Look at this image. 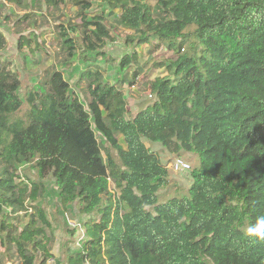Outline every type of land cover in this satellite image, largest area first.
Returning <instances> with one entry per match:
<instances>
[{"label":"trees","instance_id":"trees-1","mask_svg":"<svg viewBox=\"0 0 264 264\" xmlns=\"http://www.w3.org/2000/svg\"><path fill=\"white\" fill-rule=\"evenodd\" d=\"M71 2L81 11V35L60 33L68 55L81 50L88 62L86 103L56 69L22 100L20 78L0 54V264L11 248L17 264L50 256L51 223L36 203L46 173L60 205L89 216L78 264H264V241L242 231L264 213V0ZM116 8L131 47L118 60L122 82L139 45L170 53L155 62L166 75L145 83L153 100L133 114L96 63L113 60L105 46L115 39L108 16ZM90 9L100 11L88 16ZM5 46L0 30V52ZM143 139L175 157L195 154L186 193L159 202L170 170Z\"/></svg>","mask_w":264,"mask_h":264},{"label":"rangeland","instance_id":"rangeland-1","mask_svg":"<svg viewBox=\"0 0 264 264\" xmlns=\"http://www.w3.org/2000/svg\"><path fill=\"white\" fill-rule=\"evenodd\" d=\"M21 2H26L28 6L22 7L15 2L0 0V30L6 39V46L0 54L11 62L12 69L20 78V97L24 100L32 89L40 91L47 72L56 69L62 71L68 80L71 95L77 96L81 102L86 103L90 96L86 88L88 81L82 77V72L86 71L88 62L83 60L81 50L76 51L72 56L68 55L67 49L63 45V36L60 33L64 28L70 37H80L82 20L79 7L73 5L71 0H64L56 7L46 6L44 0H21ZM154 2L155 0H150L151 4ZM97 4L98 1H95L93 6L95 7ZM99 11L90 9L88 16ZM106 11L108 12V9ZM118 11L119 9L116 8L114 13L108 16V21L111 24L110 33L115 39L107 43L105 50L113 57V60L104 61L103 58L98 57L96 63L102 64L105 69L103 73L105 79L122 89L128 109L133 114L137 108L147 105L153 100L154 96L150 94L145 83L155 77L166 75V68L156 66L155 62L159 61L161 57H168L170 53L163 50L156 52L152 49L153 47L147 44L139 45L136 49L137 61L131 64L128 78L122 82L123 71L119 67L118 60L123 54H128L131 47L123 42V36L128 30L115 21ZM27 14L29 16L23 18ZM20 39L23 41L22 47H18ZM37 44L40 48L37 47ZM135 68L139 72L134 83L130 85L128 82L133 79L132 70ZM25 109L23 105L19 114L23 115ZM103 115H105V111H103ZM96 136L99 142L104 146L107 145L99 134ZM117 140L125 147L122 135H117ZM143 141L147 147L157 151L161 161L166 163L168 168L174 159L179 158L173 156L175 154L159 143H150L146 139ZM103 156L105 157L104 151ZM181 156L184 159H180L187 162L191 168L197 163V157L193 153L183 152ZM26 166L28 164L23 163L19 167L25 168ZM189 168L180 171H173L169 168L168 184L158 192L160 203L171 196L186 193L191 183V169L189 170ZM30 174L35 176L32 171ZM42 181L46 185V191L42 199L36 203L45 208L47 218L51 223V228L48 230L50 256L45 264H78L75 254L81 250V243L86 234L84 224L89 216L80 213L74 204L67 210L60 205L58 189L50 173H46ZM109 188L113 190L112 181L109 182ZM19 214L21 215V213ZM13 222L17 224L16 220ZM4 249V246L0 244V258ZM9 254L11 257L5 264L19 263L20 259L14 249L11 248Z\"/></svg>","mask_w":264,"mask_h":264},{"label":"clouds","instance_id":"clouds-1","mask_svg":"<svg viewBox=\"0 0 264 264\" xmlns=\"http://www.w3.org/2000/svg\"><path fill=\"white\" fill-rule=\"evenodd\" d=\"M242 231H243V234L250 240L264 241V213L257 215L255 218V221L248 223L242 229Z\"/></svg>","mask_w":264,"mask_h":264},{"label":"built area","instance_id":"built-area-1","mask_svg":"<svg viewBox=\"0 0 264 264\" xmlns=\"http://www.w3.org/2000/svg\"><path fill=\"white\" fill-rule=\"evenodd\" d=\"M190 167V165L183 161L182 159L180 158H176L174 159L171 163H170V166L169 168L173 171H180V170H186ZM88 264V263H86Z\"/></svg>","mask_w":264,"mask_h":264}]
</instances>
